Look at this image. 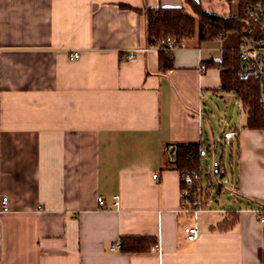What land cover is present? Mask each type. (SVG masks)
I'll list each match as a JSON object with an SVG mask.
<instances>
[{
	"label": "crops",
	"instance_id": "0c3cea01",
	"mask_svg": "<svg viewBox=\"0 0 264 264\" xmlns=\"http://www.w3.org/2000/svg\"><path fill=\"white\" fill-rule=\"evenodd\" d=\"M122 3L184 0H0V264H264V130L229 126L225 208L211 207L227 192L215 184L206 211L182 212L171 164L176 143L213 144L205 99L233 92L219 90V68L200 67L237 46L196 37L163 71L144 17ZM139 235L158 246L114 249Z\"/></svg>",
	"mask_w": 264,
	"mask_h": 264
},
{
	"label": "trees",
	"instance_id": "16d2710c",
	"mask_svg": "<svg viewBox=\"0 0 264 264\" xmlns=\"http://www.w3.org/2000/svg\"><path fill=\"white\" fill-rule=\"evenodd\" d=\"M237 15L217 14L206 10L199 0H184L181 6L134 7L122 3L124 9H131L145 19V38L147 46H159L168 37H175L180 44L197 37L200 43H210L224 39L231 31L238 33L239 42L244 37H250L252 24L246 11L249 7L264 0H237ZM160 65L163 71L174 67V51L161 48L159 51ZM206 67H217L221 70L220 91L235 93L238 101L247 112L245 128L264 130V76L255 73H245L241 68L239 48L222 49V61H205ZM233 144V142H231ZM171 164L180 171L199 170L203 174L205 199L215 190L214 177L220 189L223 190L221 178L217 173L205 175L204 142L176 143ZM221 167L230 173L221 158ZM232 164V159H231ZM219 174V172H218ZM230 178V177H229ZM235 216V212H230ZM226 223L225 226L233 224ZM157 244L154 237L145 235L123 236L119 248L127 253L145 252Z\"/></svg>",
	"mask_w": 264,
	"mask_h": 264
},
{
	"label": "built area",
	"instance_id": "2783aa9c",
	"mask_svg": "<svg viewBox=\"0 0 264 264\" xmlns=\"http://www.w3.org/2000/svg\"><path fill=\"white\" fill-rule=\"evenodd\" d=\"M246 15L252 24V30L250 37H244L239 42L238 48L240 52L241 68L245 73H255L259 76H264V3H258L249 7L246 11ZM175 37H168L159 46H156L159 50L161 48L168 49L169 51H175L181 47ZM71 57L76 59L80 57L79 52H73ZM222 61V53L217 60ZM202 70L206 68V65L202 63ZM239 137V130L237 128H231L223 133L222 139L225 143L229 144ZM181 188H180V210L191 215H196L199 212L206 211L207 204L205 199V189L203 174L199 170L181 171ZM158 175L154 174L156 178ZM222 177L223 191H228L231 194L235 193V186L231 179L227 176L226 170L221 167L219 175ZM115 198H118L117 196ZM100 205H104V199L99 197ZM118 204V201L115 203ZM10 210V201L7 195L0 194V213ZM256 212L261 215V221L264 223V210L256 209ZM185 232L191 239H198L200 235L199 226L195 223L192 226L186 227ZM156 245L155 247H157ZM119 248V244L114 246Z\"/></svg>",
	"mask_w": 264,
	"mask_h": 264
},
{
	"label": "rangeland",
	"instance_id": "374dc122",
	"mask_svg": "<svg viewBox=\"0 0 264 264\" xmlns=\"http://www.w3.org/2000/svg\"><path fill=\"white\" fill-rule=\"evenodd\" d=\"M222 1V3H221ZM203 6L206 10L217 13V14H227V15H237L238 13V1L237 0H203ZM238 33L231 31L227 34L226 38L221 39L222 45L238 46L239 41L237 37ZM223 46H221L222 48ZM221 48L219 49V54L221 55ZM205 107L210 108L209 112L210 122L214 131L215 137L213 138V144L208 146L204 151V166H205V175L214 174L220 171L221 169V158L224 156V164L227 170H231V159L237 160V142L233 144L225 143L222 139L223 133L229 126H241L244 122L247 121V112L242 106V104L235 98V95L232 93L224 98L222 97H212L205 99ZM204 107V108H205ZM208 133H211V128H206ZM220 178V177H218ZM221 177L219 181H222ZM214 181L217 184V180L214 177ZM217 187L219 188L218 184ZM217 188V189H218ZM215 197L217 202H215L211 207L212 208H225L229 206L228 202L230 201V196L228 191L225 193H219L218 190L215 192ZM211 201H214L212 199ZM221 214V213H220ZM217 214V215H220ZM202 215V214H199ZM201 219V218H200Z\"/></svg>",
	"mask_w": 264,
	"mask_h": 264
},
{
	"label": "water",
	"instance_id": "95a60500",
	"mask_svg": "<svg viewBox=\"0 0 264 264\" xmlns=\"http://www.w3.org/2000/svg\"><path fill=\"white\" fill-rule=\"evenodd\" d=\"M171 153L173 154L174 153V150H172Z\"/></svg>",
	"mask_w": 264,
	"mask_h": 264
}]
</instances>
